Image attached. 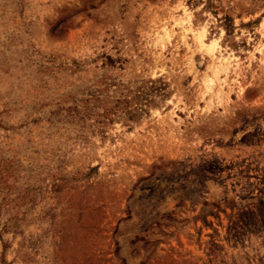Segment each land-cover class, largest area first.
I'll return each mask as SVG.
<instances>
[{"label": "rangeland", "instance_id": "obj_1", "mask_svg": "<svg viewBox=\"0 0 264 264\" xmlns=\"http://www.w3.org/2000/svg\"><path fill=\"white\" fill-rule=\"evenodd\" d=\"M0 264H264V0H0Z\"/></svg>", "mask_w": 264, "mask_h": 264}]
</instances>
